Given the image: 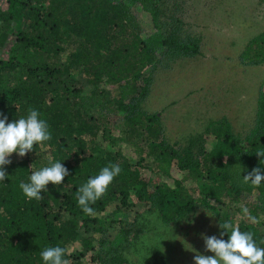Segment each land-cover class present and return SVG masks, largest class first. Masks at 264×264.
Listing matches in <instances>:
<instances>
[{
	"label": "trees",
	"instance_id": "obj_1",
	"mask_svg": "<svg viewBox=\"0 0 264 264\" xmlns=\"http://www.w3.org/2000/svg\"><path fill=\"white\" fill-rule=\"evenodd\" d=\"M201 49L202 37L176 14L163 13L159 0H0V118L13 122L35 109L51 133L50 140L4 166L8 175L0 181V264H44L40 252L55 246L66 250L63 259L68 264H125L127 259L119 254L102 253L115 249L113 244L96 250L90 236L100 231L106 238L109 223L100 214L111 206L113 213L133 216L131 221L125 216L112 219L110 224H119L121 237L132 229L124 227L127 222H138L136 206L155 208L169 222L203 206L215 213L219 224L229 221L240 231L253 233L257 246L264 248L258 223L249 220L260 218L264 224L259 217L264 181L259 186L243 183V175L253 168L264 173V157L256 154L264 151V79L252 127L240 137L228 121H211L207 127L216 124L219 130H214L216 139L209 151H204L202 139L171 144L163 133L162 113L143 107L155 72L178 59L194 58ZM239 62L264 64V30L244 46ZM68 64L82 73L85 82L116 86L96 113L93 109L84 117L74 115V100L84 98L85 85L66 76ZM118 125L125 127L127 136H113ZM136 128H142L150 142L147 146L138 142L139 151H134L138 157L131 159L118 143H131L128 136ZM88 132L110 145L103 149L92 145L84 140ZM36 149L51 161H60L68 175L60 185L49 182L42 199L30 200L19 184L29 182L34 170L50 166L30 160ZM147 155L156 158L159 173H167L174 163L192 172L196 185H185L183 178H174L173 184L160 181L153 176L155 171L146 175L142 162ZM110 164H118L121 172L89 205L93 214L88 215L78 206V189ZM245 201L250 213L239 224L231 214L221 213L219 204L227 208ZM222 239H228L226 232Z\"/></svg>",
	"mask_w": 264,
	"mask_h": 264
},
{
	"label": "rangeland",
	"instance_id": "obj_2",
	"mask_svg": "<svg viewBox=\"0 0 264 264\" xmlns=\"http://www.w3.org/2000/svg\"><path fill=\"white\" fill-rule=\"evenodd\" d=\"M159 1L163 13L176 14L182 18L187 29L202 37V49L201 54L194 58L178 59L171 63L170 68L155 72L151 94L143 105L144 109L149 113H162L163 133L171 144L177 141L184 145L188 140L202 139L204 151H209L216 139L214 130H219L216 124L207 127L211 121H228L235 136H244L255 121L258 88L264 79V64L245 66L239 62V57L249 40L264 30V0ZM66 39L69 38L64 36ZM7 49L8 46L2 49V53ZM67 67L66 76L85 85L84 98L74 100L77 107L74 115L84 117L87 110L93 109L96 113L104 99L112 97L116 86L104 81L99 84L85 82V77L75 67L70 64ZM143 133L142 128H136L133 135L128 136L131 143L127 140L118 143L129 158L138 157L135 153L139 151L138 142L144 146L150 142L148 135ZM139 134L143 135L142 139ZM127 135L125 127L121 125L113 132V136L117 137ZM84 140L100 149L110 145L101 136L94 137L91 132L85 134ZM40 151L36 149L30 160L37 166L49 164L50 158ZM20 158L17 153L9 157L10 160ZM202 163L207 162L202 159ZM142 164V171L146 175L157 172L153 176L160 181L173 184L174 178H183L185 185H196L193 173L178 169L174 163L166 168L167 173L158 172L159 164L150 155ZM219 207L221 213L235 217L236 225L248 216L244 214V208L250 213L249 201L227 208L221 203ZM113 208L111 206L100 214L102 219L108 221L105 223H109L106 238L100 231L91 232L90 236L96 250L101 247L107 249L113 244L115 249L102 253L111 256L119 254L127 259L125 264H195L193 257L197 253L214 255L206 251L201 234L222 238L217 216L203 206H198L187 217L171 222L163 220L155 208L136 206L138 222H127L124 227L132 229L126 232V237H121L117 232L119 224H110L112 219L125 216L131 221L133 216L124 212L113 213ZM259 217L264 218V206L259 211ZM259 219L257 225L264 243V224L259 223Z\"/></svg>",
	"mask_w": 264,
	"mask_h": 264
},
{
	"label": "clouds",
	"instance_id": "obj_3",
	"mask_svg": "<svg viewBox=\"0 0 264 264\" xmlns=\"http://www.w3.org/2000/svg\"><path fill=\"white\" fill-rule=\"evenodd\" d=\"M39 115L37 110L29 109L26 118H19L13 122H7V116L0 118V181H4L8 175L4 166L11 163L9 157L13 153L23 157L34 149L35 144L51 139L48 124L45 120L40 119ZM256 154L264 157V151H257ZM261 163L264 164V159L261 160ZM49 164L50 166L34 170L29 177V182L22 181L19 184L28 199H42L41 192L49 182L53 185H60L64 177L68 175V169L60 161L50 160ZM120 172L121 168L118 164L105 166L98 175L89 178L78 189L76 199L84 213L93 214V208L89 205L94 204L105 194L110 183ZM262 181H264V173L259 167L253 168L247 175H243L245 184L259 186ZM243 212L248 215L247 208H244ZM250 219L254 223L258 222L255 217H250ZM219 227L224 230L220 233L221 237L226 232L228 239L201 234L206 251H210L214 255L197 253L193 257L195 264H264V248L257 246L253 233L242 232L229 221L220 223ZM65 251L60 246L47 247L40 252V255L44 264H68V261L63 259Z\"/></svg>",
	"mask_w": 264,
	"mask_h": 264
}]
</instances>
